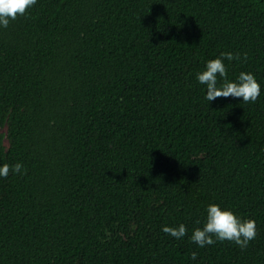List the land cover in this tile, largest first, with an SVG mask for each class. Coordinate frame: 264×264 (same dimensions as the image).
<instances>
[{"label":"trees","instance_id":"16d2710c","mask_svg":"<svg viewBox=\"0 0 264 264\" xmlns=\"http://www.w3.org/2000/svg\"><path fill=\"white\" fill-rule=\"evenodd\" d=\"M224 52L255 103L204 99ZM5 163L0 264H264V0H38L0 29ZM212 203L247 248L191 242Z\"/></svg>","mask_w":264,"mask_h":264},{"label":"clouds","instance_id":"9594fccd","mask_svg":"<svg viewBox=\"0 0 264 264\" xmlns=\"http://www.w3.org/2000/svg\"><path fill=\"white\" fill-rule=\"evenodd\" d=\"M37 2L38 0H0V29H6L11 21L25 15L26 11ZM225 60L240 61L241 55L232 52L221 53L215 59L206 61L204 69L196 73V81L204 86V99L209 104L221 97L238 99L245 104L255 103L261 94V85L254 74L241 71L234 80H230ZM10 172L14 175H23V166L20 163L0 165V179L7 178ZM205 212L206 219L203 226L194 229L190 236L191 242L198 247L203 248L216 241H229L245 249L256 238L257 229L254 220L242 219L231 209L222 208L215 203L208 204ZM161 230L177 240L184 238L187 234L184 224L175 227L164 226Z\"/></svg>","mask_w":264,"mask_h":264}]
</instances>
